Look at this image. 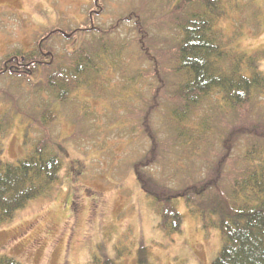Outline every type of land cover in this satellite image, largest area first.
Segmentation results:
<instances>
[{
  "label": "rangeland",
  "instance_id": "374dc122",
  "mask_svg": "<svg viewBox=\"0 0 264 264\" xmlns=\"http://www.w3.org/2000/svg\"><path fill=\"white\" fill-rule=\"evenodd\" d=\"M95 1L0 0V69L7 56L20 57L36 49L53 30L65 33L55 34L46 44L57 56L55 65H60L68 51L101 37L91 31L69 39L68 33L89 30L93 24L107 31L137 15L108 37L109 44L114 40L111 47L117 65H104L98 84L73 92L65 103L46 90L43 68L26 80L0 76L2 160L17 164L46 139L49 151L63 163L52 193L29 201L12 221L0 226V255L22 264H106L107 260L115 264H212L223 246L220 229L205 228L206 220L191 214L179 198L176 205L184 216L182 233L166 236L158 228L159 217L134 171L150 147L141 128L144 100L151 99L159 87L158 74L173 67V63L161 67L155 60L143 58L146 48L141 43L151 46L154 56L177 42L176 31L164 19L179 0H102L104 12L90 20ZM226 1L228 15L221 21L224 41L240 52L264 53V0ZM261 101L255 115L264 113V99ZM211 105L204 104L195 114V126L207 116L214 118ZM171 106L162 101L153 115L160 137L166 133L162 117ZM230 122L225 118L223 126ZM217 140L218 151L223 140ZM212 146L211 139L200 143L195 158L178 147V155L176 149L168 153V163L153 170L167 177L176 164L191 171L202 161L206 165L218 161L219 152L210 154ZM241 148L243 145L235 150L238 156H242ZM142 247L147 249L145 255L139 251Z\"/></svg>",
  "mask_w": 264,
  "mask_h": 264
},
{
  "label": "trees",
  "instance_id": "16d2710c",
  "mask_svg": "<svg viewBox=\"0 0 264 264\" xmlns=\"http://www.w3.org/2000/svg\"><path fill=\"white\" fill-rule=\"evenodd\" d=\"M101 1H95L90 20L104 12ZM170 9L164 24L174 28L177 42L154 56L150 54L151 46L141 43L146 48L143 58L155 60L161 67L173 63V67L158 74L159 87L151 99L144 100L141 128L150 147L134 165V171L159 217L158 228L166 236L182 233L184 216L176 205L182 198L191 214L206 220L205 228L220 229L223 246L212 264H264V113L255 115L254 110L264 99V53L240 52L224 41L221 21L228 15L226 0H179ZM136 16L130 15L122 22ZM122 22L107 31L93 24L89 30L68 33L69 39L76 33L91 31L101 37L68 51L60 65H55L57 56L46 44L55 34L65 33L53 30L38 42L36 49L20 57L7 56L0 76L9 74L26 80L40 74L43 68L46 90L65 103L73 92L98 84L104 65H117L111 47L114 40L111 45L108 37ZM162 101L172 105L162 117L164 137H160L152 121ZM208 102L213 103L210 107L214 118L207 116L195 126V114ZM225 118L231 121L228 126H223ZM217 138L223 140V148L218 151ZM209 139L213 143L210 154L219 152L218 161L207 165L202 161L191 171L176 164L167 177L162 172L155 174V166L168 163V153L176 149L178 155L179 147L183 154L195 158L200 152L199 144ZM241 145L242 156H238L235 150ZM49 147L50 142L42 139L34 152L17 164L5 163L0 148V226L12 221L29 201L52 193L60 181L63 163ZM146 250L142 247L139 251L145 255ZM0 264L22 263L0 255ZM106 264L115 263L107 260Z\"/></svg>",
  "mask_w": 264,
  "mask_h": 264
},
{
  "label": "crops",
  "instance_id": "0c3cea01",
  "mask_svg": "<svg viewBox=\"0 0 264 264\" xmlns=\"http://www.w3.org/2000/svg\"><path fill=\"white\" fill-rule=\"evenodd\" d=\"M23 218H25V215L24 216H22Z\"/></svg>",
  "mask_w": 264,
  "mask_h": 264
}]
</instances>
